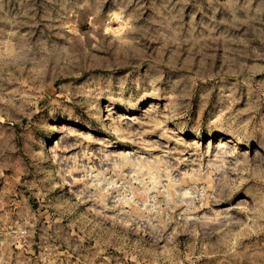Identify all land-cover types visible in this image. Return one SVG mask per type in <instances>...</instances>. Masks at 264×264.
Returning <instances> with one entry per match:
<instances>
[{
	"label": "rangeland",
	"instance_id": "rangeland-1",
	"mask_svg": "<svg viewBox=\"0 0 264 264\" xmlns=\"http://www.w3.org/2000/svg\"><path fill=\"white\" fill-rule=\"evenodd\" d=\"M0 264H264V0H0Z\"/></svg>",
	"mask_w": 264,
	"mask_h": 264
},
{
	"label": "bare ground",
	"instance_id": "bare-ground-1",
	"mask_svg": "<svg viewBox=\"0 0 264 264\" xmlns=\"http://www.w3.org/2000/svg\"><path fill=\"white\" fill-rule=\"evenodd\" d=\"M154 103V102H153ZM152 106H153V104H152ZM157 109V108H156ZM115 110V109H114ZM114 110H109L108 111V116L109 117H111V116H113V115H116V112L114 111ZM152 110H154V109H152ZM152 113V112H151ZM159 113V112H158ZM165 113V112H164ZM135 113H134V111L132 110V109H127L126 108V110H125V112L123 113V114H121V115H117V120H119L121 123H124L125 125H127V127H130V128H133V127H135V126H141L142 125V122H141V120H140V116L138 117H136L135 115H134ZM151 115V114H150ZM146 116H148V115H146ZM114 117V116H113ZM143 117V116H142ZM151 117V116H150ZM115 118H116V116H115ZM114 118V119H115ZM107 119V118H106ZM108 120V119H107ZM144 120V119H143ZM149 121V120H148ZM115 123H116V121H115ZM144 123V122H143ZM111 125V124H110ZM113 125V124H112ZM123 125V124H122ZM158 124H156V126H157ZM124 126V125H123ZM144 126V125H143ZM142 126V127H143ZM158 127V126H157ZM129 128V129H130ZM148 128V127H147ZM162 128V127H161ZM140 129V128H139ZM144 129H145V127H144ZM143 129V130H144ZM150 129V128H149ZM114 130V129H113ZM142 130V131H143ZM158 130H159V128H158ZM139 131V130H138ZM138 131H136V132H138ZM150 131V130H149ZM116 132V131H115ZM140 132H141V130H140ZM151 133H153V130L152 131H150ZM154 132H156V131H154ZM162 132V131H161ZM163 133V132H162ZM133 134V133H132ZM141 134V133H140ZM149 134V133H148ZM157 134V133H156ZM160 134V133H159ZM152 135V134H151ZM158 135V134H157ZM119 136H121V135H119ZM149 136V135H148ZM164 135H161L160 137H156V139H154V140H152V142L151 143H153V141H154V143L153 144H157L158 145V143L159 142H162L164 139L162 138ZM131 137V136H130ZM129 137V138H130ZM134 137V136H133ZM121 138H122V136H121ZM128 138V137H127ZM128 138V139H129ZM135 138V137H134ZM147 138V137H146ZM146 138H144V139H146ZM153 138V137H152ZM151 138V139H152ZM132 139V138H131ZM130 139V140H131ZM168 139V138H167ZM120 140V139H119ZM124 140V139H123ZM133 140V139H132ZM136 140H138L137 138H136ZM142 140V139H141ZM149 140V139H148ZM147 140V141H148ZM166 140V139H165ZM164 140V143L167 141H165ZM106 141V144H108V146H106V147H108V148H111V147H114V148H121L122 147V144L123 143H121L120 141H115L114 142V140H113V142H111V140L109 141V140H105ZM145 141V140H144ZM149 141H151V140H149ZM148 141V142H149ZM135 142V141H134ZM142 142H143V140H142ZM168 142H169V140H168ZM140 143V141H138L137 142V144H139ZM134 144H136V143H134ZM161 144V143H160ZM173 144V143H172ZM101 145H104V144H102L101 143ZM162 145V144H161ZM169 145V144H168ZM176 145V144H175ZM234 145V144H233ZM134 146V145H133ZM132 146V147H133ZM159 146V145H158ZM232 146V141L230 140V139H225V138H221L220 140H219V142H218V145L216 146V150H217V152H216V155H221L222 156V154H224V153H226L227 154V152L230 150V147ZM105 147V148H106ZM161 147V146H160ZM173 147V146H172ZM154 148V145H151V144H148V143H145V144H140V146H134V148L131 150V151H128L127 152V150H126V153H123V151L121 150V152H118V153H111V154H108L107 156H109V155H111V162L110 161H108V162H110L111 164H115V163H117L116 161L117 160H121L122 159V157H124L125 159H127V160H129V161H131V162H134V164H137V165H139L140 167H141V169L143 170V171H145L148 175H149V182L152 184V185H154V184H156V182L157 181H163L164 182V179H163V176H161V175H159L158 173H157V170H156V168L157 167H155V160L158 158H160V159H165V160H167L168 162L169 161H172L173 159H172V152H171V149L169 148V147H166L165 149L166 150H164L163 152H162V154L161 155H155L154 153H153V151H152V149ZM117 150V149H116ZM115 150V151H116ZM156 150V149H155ZM114 151V150H113ZM118 151V150H117ZM120 151V150H119ZM142 151H144L145 153H147V152H149V154L148 155H143V152ZM157 151V150H156ZM172 151H173V149H172ZM197 151V150H196ZM103 152H104V150H103ZM108 152V151H107ZM105 153H106V151H105ZM144 153V154H145ZM214 154V153H213ZM106 155V154H105ZM104 156V155H103ZM213 156V155H212ZM105 157V156H104ZM186 157V156H185ZM197 158H198V155H197ZM107 159H108V157H107ZM105 160V159H104ZM124 160V159H123ZM122 160V161H123ZM186 160V159H185ZM187 160L190 162V163H192V164H194V162H196V160H194V158H193V156H190V157H188L187 158ZM229 160V159H228ZM241 160V159H240ZM121 161V162H122ZM125 161V160H124ZM177 161V160H176ZM187 161V162H188ZM105 162V161H104ZM164 162V161H163ZM173 162H174V160H173ZM211 162V161H210ZM234 162V161H233ZM197 163V162H196ZM214 164H216V163H214ZM233 163H231V165H232ZM105 165V164H104ZM170 165V164H169ZM218 165V164H217ZM107 166H108V164H107ZM191 166V165H190ZM197 166V165H196ZM99 167V166H98ZM106 167V166H105ZM192 167V166H191ZM127 172V174H128V177H132L133 179H135V180H140V181H138V183H140V184H142V179L140 178V176H139V173H138V171L136 170V169H134V168H128V170L126 171ZM164 172V171H163ZM92 173V172H91ZM141 174V173H140ZM94 177V176H93ZM98 177H100L99 175H98ZM131 178V179H132ZM175 178V177H174ZM212 178V177H211ZM93 180V179H92ZM166 181V180H165ZM162 182V183H163ZM179 183V182H178ZM111 184V183H110ZM140 184L138 185V186H140ZM143 184H144V182H143ZM109 185V183L108 182H106L105 183V186H108ZM154 186H156V185H154ZM143 187V186H142ZM170 187V186H169ZM110 188V187H109ZM156 188V187H155ZM176 188V187H175ZM141 189V188H140ZM159 189V188H158ZM189 189V188H188ZM103 190V189H102ZM121 191V190H120ZM189 191H191V190H189ZM108 192V191H107ZM151 191H149V192H147L149 195H151L152 193H150ZM178 193V192H177ZM78 194V193H77ZM126 194H128L127 192H126ZM179 196H181V198H187L188 197V194H190L189 192H188V190L187 189H185V188H182V189H180V192H179ZM75 196V195H74ZM78 197H79V195H77ZM84 197V196H83ZM86 198V197H85ZM112 199V198H111ZM124 200V199H123ZM122 202V201H121ZM136 202V201H135ZM113 203V202H112ZM111 203V204H112ZM141 203V202H140ZM141 206V205H140ZM144 207V206H143ZM155 208V207H154ZM150 209V208H149ZM157 210V209H156ZM201 212V211H200ZM222 212V211H221ZM224 213V212H223ZM222 213V214H223ZM221 214V213H220ZM229 214V213H228ZM202 216V215H201ZM205 217V216H204ZM224 218L226 217V215H224L223 216ZM185 218H188V217H185ZM227 218V217H226ZM129 219H131V218H129ZM203 219V218H202ZM221 219H223V218H221ZM221 219H220V221H221ZM138 220V219H137ZM198 220V219H197ZM205 220V219H204ZM227 220V219H226ZM228 221V220H227ZM224 222V221H223ZM220 225V224H219Z\"/></svg>",
	"mask_w": 264,
	"mask_h": 264
}]
</instances>
